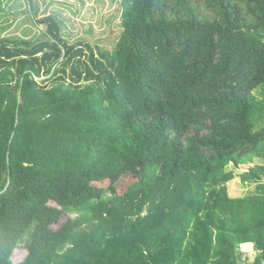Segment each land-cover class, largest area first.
Segmentation results:
<instances>
[{"label": "trees", "instance_id": "1", "mask_svg": "<svg viewBox=\"0 0 264 264\" xmlns=\"http://www.w3.org/2000/svg\"><path fill=\"white\" fill-rule=\"evenodd\" d=\"M113 1L106 44L0 24V264H264V0Z\"/></svg>", "mask_w": 264, "mask_h": 264}, {"label": "rangeland", "instance_id": "2", "mask_svg": "<svg viewBox=\"0 0 264 264\" xmlns=\"http://www.w3.org/2000/svg\"><path fill=\"white\" fill-rule=\"evenodd\" d=\"M33 10L37 8L36 16L30 14L28 0H0V24L8 26L5 35L22 36L25 38H37L45 30L43 24L36 23L38 18L47 14L57 15L65 23V32L68 33V40H88L89 42L99 41L106 44L109 38L117 34L115 24L119 23L118 4L113 0H31ZM36 7V8H35ZM261 135L260 138H263ZM260 140V139H259ZM251 164H241L239 168L247 169ZM135 168L125 169L118 178H110L103 183L95 184L92 187V195L101 198L120 194L131 189L134 183L133 173ZM240 172V171H239ZM228 191L232 195H239L245 188L241 185V178L238 175L227 183ZM71 217L75 213L69 214ZM66 216H62L63 221ZM241 250L246 254L244 264H249L252 259L253 249L251 244H241ZM25 255L21 247L13 251L12 260L19 262Z\"/></svg>", "mask_w": 264, "mask_h": 264}, {"label": "crops", "instance_id": "3", "mask_svg": "<svg viewBox=\"0 0 264 264\" xmlns=\"http://www.w3.org/2000/svg\"><path fill=\"white\" fill-rule=\"evenodd\" d=\"M245 244V243H244ZM246 244H248V243H246ZM249 244H251V243H249Z\"/></svg>", "mask_w": 264, "mask_h": 264}]
</instances>
